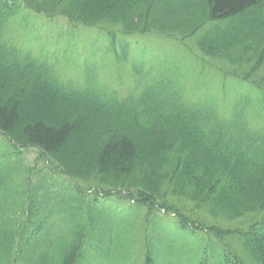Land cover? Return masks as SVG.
Listing matches in <instances>:
<instances>
[{"label":"trees","instance_id":"1","mask_svg":"<svg viewBox=\"0 0 264 264\" xmlns=\"http://www.w3.org/2000/svg\"><path fill=\"white\" fill-rule=\"evenodd\" d=\"M30 13L97 30L131 86L112 88L90 54L83 74L34 48L19 32ZM143 37L191 41L242 92L223 87L221 108L179 62L140 54ZM34 96L62 121H25ZM125 209L135 223L112 211ZM122 228L135 239L108 257ZM189 241L220 264H264V0H0V264H125L141 244L140 264H163Z\"/></svg>","mask_w":264,"mask_h":264},{"label":"rangeland","instance_id":"2","mask_svg":"<svg viewBox=\"0 0 264 264\" xmlns=\"http://www.w3.org/2000/svg\"><path fill=\"white\" fill-rule=\"evenodd\" d=\"M30 14L32 15L20 16L21 19L18 21H21L22 24H24L25 29L19 30L20 26H17V29L20 34H23L24 39L37 41V43L33 45L34 48H43L45 52L56 55L59 61L62 62V67L67 65L65 57H70V60L67 62L69 63L68 70L79 68L82 64L83 74L86 73L88 66L92 65V62H95L99 68L97 70L98 74L102 75L101 78L110 83L112 88H117L121 92H124L126 88L131 86V83L129 82L128 84L127 80L130 79L129 73L132 65H121V67H119L111 60L109 55L107 57V41L97 30L82 27L81 29L77 28V30H75L72 29V27L63 19L54 20L53 22L48 23V20L43 15L34 13ZM13 29L15 31L13 38L15 39L18 31L14 26ZM134 40L136 39H133V42H135ZM137 40L139 42H136V45L133 44V47L136 46L135 48L137 49L138 46L140 54L151 55L150 57L157 59L156 62L158 60L163 61V59H170L179 62L185 68L184 71L187 73V81L192 90L205 89L210 91L211 89V93L209 94L214 96L218 94L221 98L222 104L224 103L225 106L230 102L229 98L224 96L225 91H223V87H225V90H230V93L233 94H236V92H242L236 81L230 79L225 80L222 77H218L216 74L217 71L214 69V63L213 65L210 63H204L200 58L195 57L194 54L198 55V53L191 41L187 42L189 47H186L187 52L185 51L184 53L180 49L182 47H179L177 43L172 42L169 39L162 41L160 39L149 40L148 38L143 37ZM190 47H192L191 51ZM89 54L91 57L93 56V61H84ZM125 81H127L126 84H124ZM44 101L48 106V110L43 109L42 102L37 96L32 97L31 103L24 108L26 115L25 121L36 120L39 117L44 120H52L56 117L55 119L57 123L62 121L55 105H53V103L47 98H44ZM29 156L31 159H34L33 155ZM112 211L117 214L119 219L129 218L134 220V223L136 222V211L134 209ZM142 223L143 222L141 221V224ZM135 229L136 228H134V230L133 228H122L117 234V237L113 235H105L103 238L106 243L105 254L108 257L113 256V250L118 242L131 243L135 239ZM171 229H173V225ZM144 232L145 228L143 227L142 233ZM173 245V248L175 249L176 245ZM189 245L191 250L195 252L191 253L194 256L179 257L177 254L173 253L168 258H163L160 261L163 264H218L221 262V258H218V256L215 257L212 254L200 258V254H196V248L203 244L199 243V241H189ZM135 254L136 256H132V259L125 264H139L144 256L142 244L136 248ZM138 258L140 260H138ZM120 262L121 261L104 262L103 264H124Z\"/></svg>","mask_w":264,"mask_h":264},{"label":"bare ground","instance_id":"3","mask_svg":"<svg viewBox=\"0 0 264 264\" xmlns=\"http://www.w3.org/2000/svg\"><path fill=\"white\" fill-rule=\"evenodd\" d=\"M14 40V39H13ZM15 40H16V37H15ZM17 41V40H16ZM30 40H28L27 42H29ZM218 77L220 78V77H222V78H224V79H226L227 77H225L224 75H222V74H219L218 75Z\"/></svg>","mask_w":264,"mask_h":264}]
</instances>
